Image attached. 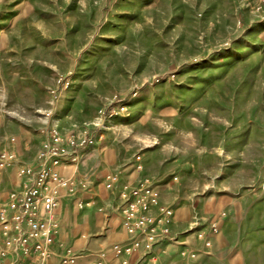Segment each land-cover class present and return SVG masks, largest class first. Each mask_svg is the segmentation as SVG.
<instances>
[{"label": "rangeland", "instance_id": "1", "mask_svg": "<svg viewBox=\"0 0 264 264\" xmlns=\"http://www.w3.org/2000/svg\"><path fill=\"white\" fill-rule=\"evenodd\" d=\"M50 129L91 144L39 264H96L146 181L176 235L158 264H264V0H0V206Z\"/></svg>", "mask_w": 264, "mask_h": 264}, {"label": "built area", "instance_id": "2", "mask_svg": "<svg viewBox=\"0 0 264 264\" xmlns=\"http://www.w3.org/2000/svg\"><path fill=\"white\" fill-rule=\"evenodd\" d=\"M88 144L91 139L85 135L81 138L70 134L63 136L56 129H50L38 155L37 171L27 166L19 169V189L10 191L6 202L0 206V264H6L10 256L14 257L11 264H39L51 257L50 246L58 230L56 210L61 194H74L77 185L75 177L62 174V164L73 162ZM6 165L3 161L0 169ZM117 182L116 173L108 174L105 190H112ZM118 199L116 219L126 238L113 243L108 253L120 264H130L133 254H137L139 260L145 259L146 264H157L159 255L164 252L159 246L176 244V235L171 229V209L160 203L159 191L149 181L122 187ZM197 238L202 240L204 247L210 245L202 234ZM182 249L183 257L195 258L196 252ZM30 254L32 259H29ZM106 255L103 250L98 251L96 264H105ZM75 259L66 253L60 257V262L73 264Z\"/></svg>", "mask_w": 264, "mask_h": 264}, {"label": "crops", "instance_id": "3", "mask_svg": "<svg viewBox=\"0 0 264 264\" xmlns=\"http://www.w3.org/2000/svg\"><path fill=\"white\" fill-rule=\"evenodd\" d=\"M116 217L117 216H115V219H116ZM116 221H117V219H116ZM120 227V226H119ZM121 228V227H120ZM121 231H122V233H123V237L121 238V239H117V240H115V241H113L112 242V244L113 243H115V242H121V241H124L125 240V238H126V235H125V233H124V231L121 229ZM111 244V245H112ZM110 245V246H111ZM171 245H161V246H159L161 249H163L164 250V252L163 253H161L160 255H159V259L160 258H162V256L165 254V253H167L169 250H174L175 248H173L174 246H172V247H170ZM101 250V249H100ZM99 250V251H100ZM108 255H109V257H110V261H108V263L110 262V264L112 263V264H120L119 263V261L117 260V259H115V258H113V256L110 254V253H108ZM159 259H158V263H159ZM138 260H139V256L137 255V254H133L130 258H129V262H130V264H135V263H137L138 262ZM157 263V264H158Z\"/></svg>", "mask_w": 264, "mask_h": 264}]
</instances>
